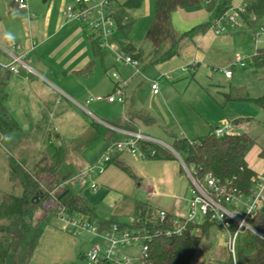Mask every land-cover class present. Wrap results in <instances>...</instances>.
<instances>
[{"label": "crops", "instance_id": "obj_1", "mask_svg": "<svg viewBox=\"0 0 264 264\" xmlns=\"http://www.w3.org/2000/svg\"><path fill=\"white\" fill-rule=\"evenodd\" d=\"M126 1L116 0L118 12ZM155 1L144 0L137 9H124L123 24L132 22V31L129 36L122 38V43L115 33L111 37V44H119L123 50L129 44L141 49L139 39H145L153 22ZM245 1L199 0L198 5L178 9L173 14L172 29L178 35L184 34L196 26L212 23L222 4L233 8ZM72 2L73 0H28L29 10L26 11L20 10L14 0H0V46L10 48L13 41L18 43L26 54L27 65L26 68H20L19 75L10 77L7 86L6 107L23 131L21 135L11 139L10 152H15L12 156L32 167L48 150L49 145L66 146L67 155L59 174L72 172L74 177L96 162L114 136L120 134L104 123L139 131L153 143L166 148L175 158L155 160L129 152L119 154L115 160L128 170L116 163L108 164L103 170L97 169L95 181L98 188L90 191L97 195L86 190L82 196L96 208L101 218L119 224L130 225L134 222L139 203L144 204L150 211H165L175 218L187 217L193 185L184 170L182 159L170 149L173 142L171 136H175L170 131L178 130L181 135L179 138L189 141L196 136L197 139L204 136L197 135L202 133H195L185 127L182 120L175 118L170 102L171 92L175 87L165 86L164 95L161 96V93H153L152 83L160 78L172 81L174 74H187L191 70H197L202 63L217 64V60L227 50L231 52L232 44L238 45L234 37L239 36L243 30H228L217 36L212 27L184 42L177 57L161 63H156V59L163 53V49L160 53H155L153 45L145 39L149 43V50H152L153 58L151 68L146 73L150 79L145 82L142 80L139 85L137 78L142 72L136 75L131 66L115 60L109 50H102V57L96 56L84 27L77 22H66L63 11ZM248 44L250 46L249 41ZM168 46V43L164 45L166 48ZM143 60L148 62L145 54ZM233 60L230 57L227 66ZM0 61L7 63L9 59L0 53ZM192 63H195L192 69L183 71ZM112 72H118L127 82L125 105L107 101L87 103L90 98L105 97L114 92ZM147 99L153 105L150 109L145 105ZM168 110L174 116V122L163 119V114L166 115ZM124 116L133 122V126L124 123ZM143 118L152 119L154 123L148 124ZM78 120L82 123V132L71 136L68 133L79 123ZM225 121L228 120L224 119L222 123ZM233 125L235 131L237 126L235 123ZM38 131L48 133L41 136ZM52 131L54 133H50ZM248 164L256 173L264 172V164H253L249 160ZM62 181L67 186L74 182L64 179ZM78 189L76 192L79 194V186ZM47 230L55 246L70 250L60 257L68 259L60 261L59 264H83L86 252L83 251L79 238L67 236L56 229ZM92 238L97 243V238ZM71 255L73 257L70 259ZM34 258L31 264H34Z\"/></svg>", "mask_w": 264, "mask_h": 264}, {"label": "trees", "instance_id": "obj_2", "mask_svg": "<svg viewBox=\"0 0 264 264\" xmlns=\"http://www.w3.org/2000/svg\"><path fill=\"white\" fill-rule=\"evenodd\" d=\"M144 0H127L121 10L117 12L118 30L129 36L133 23L123 24L122 11L124 9H137ZM199 4V0H156L155 16L148 29L145 39L154 47L155 53H160L165 44H169L167 50L157 59L156 63L166 62L180 54L181 48L187 40L206 32L212 28L226 11L231 9L228 4H222L216 13L215 20L202 24L192 30L178 35L172 29V16L178 9H186ZM246 12L242 15L246 28L252 33L257 20L264 18V0H246ZM93 53L102 57L104 51L100 44L88 34ZM125 54L133 59L143 62L144 53L132 45L124 48ZM255 70H264V49L259 51L254 58V63L249 67ZM12 74L8 71L0 73V143L10 152L11 139L22 134V128L6 107L8 99L7 86ZM230 92L227 97L230 101H254L264 108V94L252 98L248 93L244 95ZM148 124H153L151 119L143 118ZM135 128V127H134ZM133 129V128H132ZM123 135H115L112 142L125 139ZM172 148L180 156L183 163L191 171L193 178L202 183L207 175H212L221 183H230L245 195L251 194L254 183L253 178L257 173L248 164V154L256 144V140L248 135H226L217 137L214 129L204 137L189 141L177 136H171ZM138 148L146 159H174V155L163 146L155 143H138ZM153 153V154H152ZM67 155L66 146L49 145L48 150L42 154L39 160L32 166L8 156L10 180L13 188L21 190L20 194L13 191L0 190V264H31L37 252L44 230L35 221V212L43 207L44 200L48 197L46 189L58 190L56 194L58 202L69 213H80L88 217L96 224L100 233L111 230L113 225H118L121 230H142L152 237L148 245V259L153 264H191L204 238L212 235L211 228L218 224L205 221L194 225L182 221V232L177 234V218L172 215L162 222L157 217V212L150 211L144 204L139 203L136 208V220L130 224H119L101 218L94 206L83 196L75 193L65 185L59 177V171L63 166ZM264 160V148L258 154ZM116 163L124 170H128L115 157L109 163ZM47 185V186H46ZM43 194L39 202L34 200L37 195ZM44 208V207H43ZM182 220V219H181ZM179 220V221H181ZM251 225L264 235V213H259ZM237 225L232 226V233ZM171 232L168 235L167 232ZM237 264H264V240L254 233L247 232L238 236L236 246ZM228 264H234L230 258Z\"/></svg>", "mask_w": 264, "mask_h": 264}, {"label": "built area", "instance_id": "obj_3", "mask_svg": "<svg viewBox=\"0 0 264 264\" xmlns=\"http://www.w3.org/2000/svg\"><path fill=\"white\" fill-rule=\"evenodd\" d=\"M20 10H29L28 0H14ZM118 4L116 0H73L63 11L66 22L80 23L85 31L91 35L100 44V48L105 51H112L116 54L117 60L135 70V74H141L139 69L140 62L133 59L125 52H119L116 46L111 44V37L118 30L117 23ZM246 12L245 3L233 7L226 11L224 15L217 20L213 26V31L217 36L225 34L228 30L241 31L246 28V23L242 15ZM252 21L256 23L255 30L250 36V47L252 55L243 58L237 55L235 59L222 69H218L226 78L231 79L234 71L237 69H247L254 63V58L259 51L264 49V18L257 20L252 16ZM0 53L6 55L9 62L0 61V73L8 71L12 75H19L21 67H27L25 63L26 54L22 47L12 42L10 48L0 46ZM195 66V63L185 67L183 71H189ZM111 78L114 83V92L109 96H97L90 98L87 103L93 101L109 103H126L127 82L118 72H112ZM171 77H168L170 79ZM154 94H159V82L152 83ZM124 123L127 126H133V122L124 116ZM109 129L120 133L126 138L120 141L111 142L106 152L98 163L84 172H81L75 182L80 189L90 187L97 190L98 185L95 181L96 170H103L114 157L124 152L143 156L138 148V143H153V141L139 131L129 128H118L110 124H105ZM217 137L234 135V125L225 121L221 126L214 129ZM153 154V153H152ZM184 170L190 177L193 185L189 212L185 218H177L176 233L180 234L184 226L182 221L194 225H199L209 220L215 222L223 230L226 242V249L231 254L234 264L236 263V246L238 236L247 232L256 233L258 231L251 225V221L264 209V172L253 178L254 183L251 194L245 195L238 188L230 183H221L212 175H207L202 183H198L192 176L191 171L183 163ZM47 198L43 202V207L56 213L58 219L64 224L63 231L69 235L80 236L90 234L97 239L99 243L91 250L85 253L83 264H153L148 259L147 242L152 237L142 230H121L118 225H113L111 230L100 233L96 224L91 222L88 217L80 213H69L62 206L56 197L57 190L46 189ZM168 213L159 211L157 217L164 221ZM182 219V220H181ZM136 220V219H135ZM134 220V221H135ZM141 219L137 218V222ZM181 220V221H179ZM236 224V230L232 233V226ZM168 235L171 232H167ZM139 251L131 256L124 254V250Z\"/></svg>", "mask_w": 264, "mask_h": 264}, {"label": "rangeland", "instance_id": "obj_4", "mask_svg": "<svg viewBox=\"0 0 264 264\" xmlns=\"http://www.w3.org/2000/svg\"><path fill=\"white\" fill-rule=\"evenodd\" d=\"M242 30L243 32L240 33V37H234V41L238 43V45L232 44V46L230 47L231 52L227 50L226 53L222 55L223 57L217 60L219 61L217 62V64L214 63V65L211 62L202 63L197 68V70H191V72L187 74H184L182 72H180L179 74H174L172 81H167L166 79L161 78L158 79L157 81L159 82V94L161 93V96L164 95L163 88L167 85L175 87V90L171 92L170 96V102L172 104L171 111L174 113L176 119L182 120L185 127L194 130L195 133H202L197 135H208L210 129L212 130L219 127L224 119H227L231 123H235L237 129L235 130L234 135L245 134L256 140L255 146L248 154V160L253 164H264V162H262V159H260L258 156V152L264 148V108L260 107L254 101L234 102L228 100L227 97L230 92H234L233 94L235 96L236 94L244 95L248 93L252 98H256L259 95L264 94V70H255L254 68L237 69L234 71V77L232 79L226 78V76L218 70L227 67V60L230 57H232V59H235L237 55H240L243 58L252 55L253 51L248 44V41H251L250 30L248 28H243ZM115 33H117L122 43V38L124 39V35L118 30H116ZM139 43V47H141V50L148 59V62H140L139 65V69L143 73L137 78L139 79L140 85L143 81L145 82L150 79L149 75L146 73L147 69L151 68V60L153 58V54L151 52L152 50H149V43L147 41L145 42L144 38L141 37V40L139 39ZM116 47L119 52L124 51L119 44ZM166 50L167 48L164 47L162 51L165 52ZM108 52L113 54V58L117 60L115 53H113L112 51ZM226 92L229 93L224 94ZM145 101H147L145 105L148 109L153 107L149 99ZM170 113L171 112L168 110L166 115L163 114V119H165L166 121L174 122V116H172ZM84 118L86 117L84 116ZM78 122L79 123L73 127V130L68 133L71 136H76L82 132V123L80 120H78ZM38 133L42 136L47 135L48 132L46 133L45 131H38ZM50 133L54 132L52 131ZM179 133L180 132L178 130L170 131V134L181 137ZM196 137L192 138L190 141L196 140ZM107 148L108 146L104 150L102 156L106 152ZM14 153L15 152H12L13 155H15ZM12 154H8L0 143L1 191L15 190L13 188V183L9 178L10 172L8 165V156H12ZM102 156H100L96 160V162L91 164L84 171L93 168L102 158ZM78 175L79 174H75V176L72 177V172H62L59 174V176H61L65 181H74L72 183H69V187L75 193H77L76 191L79 190L77 183L75 182ZM96 175H98V173ZM96 175L94 177H96ZM86 190H89V193H92L90 192L92 189L88 187L86 189H80L79 195L82 196L83 192H86ZM20 192L21 190L19 189L15 190V193L17 195L20 194ZM57 193L58 190L56 194ZM92 194L97 195V193ZM34 217L35 221L40 224L41 228L45 232L40 246L35 253V258L33 261L34 264H59L60 261L68 259L60 257H62L63 253L68 251L69 248H67L68 250H64L62 249L63 246H55L56 244H53V242L49 238V232L47 229H49L50 231L56 229V231L62 234H66L67 236L71 237L73 236L63 231L62 228L64 224L58 219L56 213L42 207L35 212ZM211 232L212 235L209 239H202L201 245L191 264H228L230 258L233 260L231 254L226 249L223 230L220 227L214 225L211 228ZM73 237L79 238L84 252H88L99 243V239H97L96 243V240H93L92 236L88 233ZM138 251V249H130L124 250L123 253L133 256L137 254ZM72 257L73 256L71 255L70 259ZM64 264H72V262H66Z\"/></svg>", "mask_w": 264, "mask_h": 264}, {"label": "water", "instance_id": "obj_5", "mask_svg": "<svg viewBox=\"0 0 264 264\" xmlns=\"http://www.w3.org/2000/svg\"><path fill=\"white\" fill-rule=\"evenodd\" d=\"M170 149H171V150L177 155V153H176L172 148H170ZM178 156H179V155H178ZM179 157H180V156H179ZM180 159H181V158H180ZM181 161H182V160H181ZM42 195H43V194H41V195H37L36 197H34V200H35L36 202H39V200L43 197ZM262 212L264 213V209H263ZM255 234L264 240V235H263L262 233H260L259 231H256Z\"/></svg>", "mask_w": 264, "mask_h": 264}]
</instances>
